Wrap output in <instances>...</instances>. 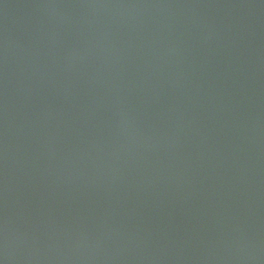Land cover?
I'll list each match as a JSON object with an SVG mask.
<instances>
[{
  "label": "water",
  "instance_id": "1",
  "mask_svg": "<svg viewBox=\"0 0 264 264\" xmlns=\"http://www.w3.org/2000/svg\"><path fill=\"white\" fill-rule=\"evenodd\" d=\"M0 264H264V0H0Z\"/></svg>",
  "mask_w": 264,
  "mask_h": 264
}]
</instances>
